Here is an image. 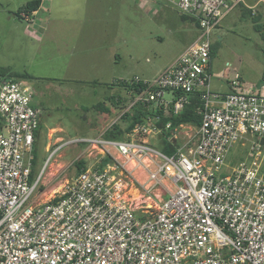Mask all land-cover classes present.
Here are the masks:
<instances>
[{"label":"built area","instance_id":"1","mask_svg":"<svg viewBox=\"0 0 264 264\" xmlns=\"http://www.w3.org/2000/svg\"><path fill=\"white\" fill-rule=\"evenodd\" d=\"M162 1L196 19V36L154 77L122 80L135 89L107 128H123L137 104L150 112L122 138L101 132L55 148L98 154L58 197L42 200L31 177L34 92L0 78V264H264V94L239 89L237 72L229 91L211 87L213 30L240 0ZM194 98L197 125L158 124ZM238 145L246 156L230 164Z\"/></svg>","mask_w":264,"mask_h":264},{"label":"rangeland","instance_id":"2","mask_svg":"<svg viewBox=\"0 0 264 264\" xmlns=\"http://www.w3.org/2000/svg\"><path fill=\"white\" fill-rule=\"evenodd\" d=\"M25 1L0 0V65L11 63L9 67L12 70L26 71L34 77L21 80L34 92L33 105L40 114L41 128L34 145L35 171L36 176H40L38 191L41 199L47 200L58 197L77 174L75 161L81 159L84 164L95 163L98 157V154L95 157L96 150L92 154L85 151L84 143L63 145L57 151H54L55 148L72 137L96 136L104 132L126 107L131 92L120 87L108 95L109 91L102 87L39 81L40 77L50 74L47 64L58 60L33 59V66L23 68V51L26 49L22 47L21 40L14 42L8 32L10 27L17 26L16 21L26 23L18 15V7L23 6ZM130 3L132 19L133 7L136 8V16L131 24L132 39L129 34H124L123 42L118 44V61L122 69L119 76L125 79L134 75L148 78L180 54L187 45L194 24L189 18L183 19L172 4L162 0H130ZM240 12L241 6L235 5L229 19L213 30L212 43L218 42V46L213 56L211 87L218 91L226 90L237 72L243 89L264 94V39L253 27L254 14L249 12L241 17ZM261 25L264 27V24ZM111 95H114L116 105L107 100ZM165 96L170 97L167 93ZM101 99L110 107V112H100L91 107ZM148 140L152 143L156 141L154 138ZM245 156V146L238 145L232 147L227 161L235 164ZM259 157L264 165V150Z\"/></svg>","mask_w":264,"mask_h":264},{"label":"crops","instance_id":"3","mask_svg":"<svg viewBox=\"0 0 264 264\" xmlns=\"http://www.w3.org/2000/svg\"><path fill=\"white\" fill-rule=\"evenodd\" d=\"M238 5L241 6V17L250 12L259 24H264V0H240ZM135 11L133 7L132 19L130 0H40L38 8L31 13L32 20L26 23L16 21L17 26L10 27L8 35L16 43L21 40L22 47L26 49L23 51V68L33 66V59L58 60L47 64L50 74L40 77L39 81L102 87L110 95L113 94L112 90L119 89L116 82L125 79L119 76L122 69L118 61V44L123 42L124 34H129L132 39L131 24L136 16ZM229 13L221 22L229 19ZM196 34L197 28L194 26L186 44ZM165 67L149 77H154ZM212 67L213 58L211 81ZM239 89H243L242 85ZM229 90L228 85L226 90L220 92Z\"/></svg>","mask_w":264,"mask_h":264},{"label":"trees","instance_id":"4","mask_svg":"<svg viewBox=\"0 0 264 264\" xmlns=\"http://www.w3.org/2000/svg\"><path fill=\"white\" fill-rule=\"evenodd\" d=\"M40 4V0H29L27 1L23 6H21L18 9V13L24 11L27 14H31L33 11H35ZM183 19H190V21L194 24L195 27H197V21L195 18L186 16V15H180ZM252 23L253 27L255 30L260 32L262 38L264 39V29L261 24L258 23V20L253 17L252 18ZM218 46V42H214L211 44V59L213 58L216 49ZM6 77V78H11L14 80H19V79H32L30 74H28L26 71H15L12 70L9 66H0V78ZM119 88L125 87L130 89H135L133 87L135 86H128L126 85L122 80L116 82ZM106 85H111V84H106ZM114 95H111L107 97V100L110 101L111 105H116V102L114 101ZM198 100L196 98L192 99L191 103L186 105L184 109L178 114V115H172L168 113L167 115L163 116L160 122L158 123L159 125L165 124L168 120L171 121L172 124H178V123H191L194 125H197L200 120V116L197 114V108H198ZM91 107L97 111L100 112H110V107L105 104L103 100L97 101L96 103H93ZM157 112H159L157 110ZM150 113L147 109V107L143 106L142 104H137L128 111H126L123 116H122V122L125 124V126L122 128L120 124L115 123L113 124L110 128H107L104 131V137L106 138H116L120 139L122 138L123 134L125 131L130 130L135 124L139 123L142 121V118L144 117L145 114ZM41 128V123L38 126V129L35 132V141L38 136L39 129ZM34 141V145L35 142ZM34 145H33V160H32V169H31V177L36 176V171H35V166H36V153L34 150ZM158 146L160 148L168 153L171 149L170 145H168L165 140L162 138L161 141H159ZM84 161L83 160H77L75 161V166L77 169V173L81 170L82 167H84ZM56 199V198H55ZM54 199V200H55Z\"/></svg>","mask_w":264,"mask_h":264}]
</instances>
